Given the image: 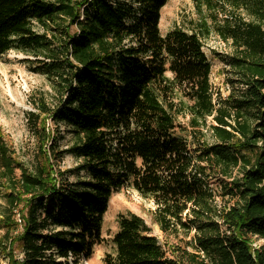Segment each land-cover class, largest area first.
Segmentation results:
<instances>
[{
  "label": "trees",
  "instance_id": "obj_1",
  "mask_svg": "<svg viewBox=\"0 0 264 264\" xmlns=\"http://www.w3.org/2000/svg\"><path fill=\"white\" fill-rule=\"evenodd\" d=\"M168 1L0 0V56H32L53 94L29 115L31 169L0 138L8 264L90 259L111 196L126 188L153 204L163 234L193 232L183 241L192 251L166 250L140 217L121 215L103 264H264V0H192L188 29L162 36ZM212 36L233 49L239 96L214 98L203 51ZM43 118L69 128V148ZM65 154L79 161L72 171L57 167ZM212 174L230 182L218 192Z\"/></svg>",
  "mask_w": 264,
  "mask_h": 264
},
{
  "label": "rangeland",
  "instance_id": "obj_2",
  "mask_svg": "<svg viewBox=\"0 0 264 264\" xmlns=\"http://www.w3.org/2000/svg\"><path fill=\"white\" fill-rule=\"evenodd\" d=\"M197 18L192 0H169L160 12L159 31L162 36L173 28L188 29L189 22ZM264 28V23L262 24ZM203 51L211 65L210 84L214 93V98L226 99L233 93L239 96V90L242 88L236 84L234 70L230 66L231 57L234 55L230 43L221 41L218 37L212 36L203 44ZM42 98L51 104L53 94L50 83L46 77L37 68L34 58L17 50H10L0 56V138L9 154L18 163L24 167L32 168L34 165V156L37 149V138L34 134L33 123L30 122V114L37 115L35 104ZM47 132L51 137H61L58 140L60 150L70 147L72 136L69 128L63 125H55L50 119L43 118ZM37 123V128H38ZM79 164L74 157L65 154L57 167L60 171H72ZM19 170L15 169V180L19 179ZM83 177V173L78 174ZM68 181L75 182L77 175L75 173L65 175ZM221 182L225 184L229 180H223L217 174H212L210 183L214 189L220 191ZM0 182V217L7 215L8 205L6 203L5 185ZM3 185V186H2ZM225 205H231L227 197L223 200ZM223 201L218 199V205ZM21 205L14 211L15 219ZM50 207L48 208L49 211ZM154 206L150 201L140 197L130 188L120 190L114 193L108 203V208L103 216L101 227L102 241L94 247L90 259H81L78 264H103V259L107 254L113 253L112 239L117 232L118 217L130 214L140 217L150 228L151 235L155 236L159 243L167 250L168 246L179 245L185 251L192 249L184 244V240L189 241L193 235L191 232L189 238H179L173 235L163 234L156 225L153 218ZM54 228V227H53ZM19 228L18 231L19 232ZM0 230V235L3 233ZM16 232V233H17ZM15 233V234H16ZM46 231H44V234ZM183 239V240H181ZM182 241V242H180ZM262 241L255 240L253 247H259ZM14 254L19 261L23 259L18 246L14 245ZM48 262H44L47 264ZM0 264H8V259L0 253Z\"/></svg>",
  "mask_w": 264,
  "mask_h": 264
},
{
  "label": "built area",
  "instance_id": "obj_3",
  "mask_svg": "<svg viewBox=\"0 0 264 264\" xmlns=\"http://www.w3.org/2000/svg\"><path fill=\"white\" fill-rule=\"evenodd\" d=\"M16 221H17L18 223H20L19 216H17Z\"/></svg>",
  "mask_w": 264,
  "mask_h": 264
}]
</instances>
